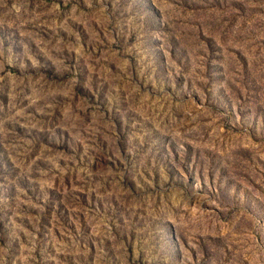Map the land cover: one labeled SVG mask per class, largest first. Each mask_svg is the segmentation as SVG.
Segmentation results:
<instances>
[{"label":"rangeland","instance_id":"1","mask_svg":"<svg viewBox=\"0 0 264 264\" xmlns=\"http://www.w3.org/2000/svg\"><path fill=\"white\" fill-rule=\"evenodd\" d=\"M0 264H264V0H0Z\"/></svg>","mask_w":264,"mask_h":264}]
</instances>
